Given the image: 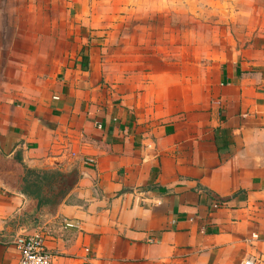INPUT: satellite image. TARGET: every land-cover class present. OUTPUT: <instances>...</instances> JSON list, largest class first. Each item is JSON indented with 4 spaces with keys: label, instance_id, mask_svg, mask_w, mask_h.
Listing matches in <instances>:
<instances>
[{
    "label": "crops",
    "instance_id": "obj_1",
    "mask_svg": "<svg viewBox=\"0 0 264 264\" xmlns=\"http://www.w3.org/2000/svg\"><path fill=\"white\" fill-rule=\"evenodd\" d=\"M95 5L0 0V264L39 231L53 264H264V61L141 71ZM22 166L58 174L38 207Z\"/></svg>",
    "mask_w": 264,
    "mask_h": 264
},
{
    "label": "rangeland",
    "instance_id": "obj_2",
    "mask_svg": "<svg viewBox=\"0 0 264 264\" xmlns=\"http://www.w3.org/2000/svg\"><path fill=\"white\" fill-rule=\"evenodd\" d=\"M89 1L105 17L108 46L129 67L193 81L196 64L209 73L217 55L238 52L254 69L264 61V0Z\"/></svg>",
    "mask_w": 264,
    "mask_h": 264
},
{
    "label": "built area",
    "instance_id": "obj_3",
    "mask_svg": "<svg viewBox=\"0 0 264 264\" xmlns=\"http://www.w3.org/2000/svg\"><path fill=\"white\" fill-rule=\"evenodd\" d=\"M91 164L92 161L84 162ZM219 203L214 201L211 204L213 209L218 208ZM60 227L62 229H75V224L68 220L60 219ZM42 231L33 233H14L5 236L2 241L3 245L12 246L17 252L16 264H53V255L46 248L44 244L43 237L41 235ZM254 238L255 236H251ZM240 264H255L252 260H244Z\"/></svg>",
    "mask_w": 264,
    "mask_h": 264
},
{
    "label": "trees",
    "instance_id": "obj_4",
    "mask_svg": "<svg viewBox=\"0 0 264 264\" xmlns=\"http://www.w3.org/2000/svg\"><path fill=\"white\" fill-rule=\"evenodd\" d=\"M81 60H84V57ZM17 163H20L19 159H17ZM57 177V173L37 171L22 166L20 193L26 197L35 199L37 201L36 207H38L43 191L46 188L48 189Z\"/></svg>",
    "mask_w": 264,
    "mask_h": 264
}]
</instances>
